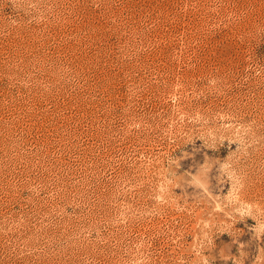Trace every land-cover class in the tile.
I'll return each mask as SVG.
<instances>
[{"label":"rangeland","instance_id":"rangeland-1","mask_svg":"<svg viewBox=\"0 0 264 264\" xmlns=\"http://www.w3.org/2000/svg\"><path fill=\"white\" fill-rule=\"evenodd\" d=\"M0 264H264V0H0Z\"/></svg>","mask_w":264,"mask_h":264}]
</instances>
